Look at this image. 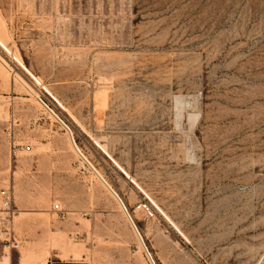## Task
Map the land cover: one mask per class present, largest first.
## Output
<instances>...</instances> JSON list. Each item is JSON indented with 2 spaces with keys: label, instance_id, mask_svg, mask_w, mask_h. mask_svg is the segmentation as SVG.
Listing matches in <instances>:
<instances>
[{
  "label": "rangeland",
  "instance_id": "rangeland-1",
  "mask_svg": "<svg viewBox=\"0 0 264 264\" xmlns=\"http://www.w3.org/2000/svg\"><path fill=\"white\" fill-rule=\"evenodd\" d=\"M0 31V264H264V0H0Z\"/></svg>",
  "mask_w": 264,
  "mask_h": 264
},
{
  "label": "built area",
  "instance_id": "built-area-1",
  "mask_svg": "<svg viewBox=\"0 0 264 264\" xmlns=\"http://www.w3.org/2000/svg\"><path fill=\"white\" fill-rule=\"evenodd\" d=\"M0 195L2 198V206L0 207V236H11L10 223L12 221V214L14 213L12 192L10 189H3L1 190ZM140 208L146 215L153 214L152 208L147 203H142ZM54 209L61 218L65 217V211L60 205L56 204ZM147 255L151 258L153 264H155L148 250Z\"/></svg>",
  "mask_w": 264,
  "mask_h": 264
},
{
  "label": "crops",
  "instance_id": "crops-1",
  "mask_svg": "<svg viewBox=\"0 0 264 264\" xmlns=\"http://www.w3.org/2000/svg\"><path fill=\"white\" fill-rule=\"evenodd\" d=\"M0 45H2V44L0 43ZM45 264H91V263L89 261H87L86 259H74V258L61 259V258H58V259H48Z\"/></svg>",
  "mask_w": 264,
  "mask_h": 264
},
{
  "label": "bare ground",
  "instance_id": "bare-ground-1",
  "mask_svg": "<svg viewBox=\"0 0 264 264\" xmlns=\"http://www.w3.org/2000/svg\"><path fill=\"white\" fill-rule=\"evenodd\" d=\"M1 31H2V30H1ZM1 31H0V32H1ZM2 64H3V63H2ZM73 249H74V248H73ZM75 249H76V248H75ZM140 249H141V248H140Z\"/></svg>",
  "mask_w": 264,
  "mask_h": 264
}]
</instances>
